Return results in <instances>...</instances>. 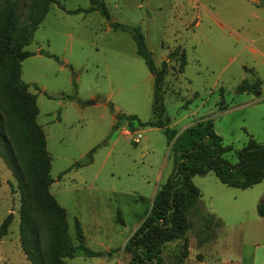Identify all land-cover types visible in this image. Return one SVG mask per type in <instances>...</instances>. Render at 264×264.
<instances>
[{
	"label": "rangeland",
	"instance_id": "rangeland-1",
	"mask_svg": "<svg viewBox=\"0 0 264 264\" xmlns=\"http://www.w3.org/2000/svg\"><path fill=\"white\" fill-rule=\"evenodd\" d=\"M228 1L103 0L106 18L98 10L66 12L88 7L89 0H56L24 47L34 52L21 62V80L36 96V121L51 160L50 192L66 210L73 242L77 221L85 245L101 253L87 257L77 250L66 264H127L129 254L114 249L125 244L156 190L175 172L173 151L161 128L129 130L115 119V113L140 121L153 118V77L131 34L111 23L138 26L155 64L161 67L166 61L162 88L170 128L180 132L210 117L222 143L232 147L222 155L232 164L249 136L264 143V59L249 49L255 43L237 40L228 30L223 34L201 8L205 4L209 13H223L228 20ZM176 48L185 52L182 73L179 52L169 57ZM241 83L249 90L237 92ZM191 181L201 194L197 206L221 226L215 238L198 244L200 219H192L187 257L177 260L182 240H173L162 246L164 263L251 264L253 253L264 247V216L257 213L264 202V178L245 189L223 184L211 170ZM18 209L15 179L0 159V224L13 213L0 240V264H29L19 243Z\"/></svg>",
	"mask_w": 264,
	"mask_h": 264
},
{
	"label": "trees",
	"instance_id": "trees-1",
	"mask_svg": "<svg viewBox=\"0 0 264 264\" xmlns=\"http://www.w3.org/2000/svg\"><path fill=\"white\" fill-rule=\"evenodd\" d=\"M56 0H3L0 5V159L10 170L19 191L18 235L19 243L29 264H66V259L81 250L87 257L101 253L88 248L82 230L75 221V239L68 230L66 210L50 192L53 179L50 175L51 160L46 150L45 135L37 124L36 96L29 85L21 80V62L34 54L25 50L50 5ZM262 3V2H261ZM24 7V8H23ZM98 10L108 18L103 0H89V6L66 10L68 13ZM116 29L129 32L140 56L153 77V118L140 121L135 115L115 113V119L123 121L129 130L135 126L161 128L173 151L175 172L156 190L149 207L140 216L138 227L121 248L129 254L127 264H165L161 256L162 246L173 240H182L178 261L188 255L187 232L193 221L200 219L196 240L202 244L215 238V230L221 226L218 218L202 213L197 202L200 190L191 178L213 171L220 182L230 187L245 189L264 178V143L248 137L245 145L236 151L237 161L230 163L223 154L230 145L222 143V137L214 129L210 117L200 118L178 132L169 127L165 115L164 90L162 88L167 70L166 61L158 67L147 48L145 38L138 26L111 23ZM40 53L51 56L49 53ZM179 48L174 49V58ZM178 71L186 65L184 50L177 58ZM247 84L236 87L237 92L249 90ZM219 109L223 108L221 101ZM91 151L89 152V155ZM13 189V184L10 183ZM139 200H143L140 197ZM257 213L264 216V202L257 205ZM119 216V213L117 212ZM13 220L9 213L0 224V240L8 233Z\"/></svg>",
	"mask_w": 264,
	"mask_h": 264
},
{
	"label": "crops",
	"instance_id": "crops-1",
	"mask_svg": "<svg viewBox=\"0 0 264 264\" xmlns=\"http://www.w3.org/2000/svg\"><path fill=\"white\" fill-rule=\"evenodd\" d=\"M195 1L198 2V0ZM261 2L259 0H229L228 4L229 6L231 4V7H229L228 20L223 19L225 18L223 13L219 12L223 18L219 14L209 13L211 10L205 4L201 3V8L206 17L219 26L223 34L228 30L227 33L235 36L237 40L241 38L243 41L255 43L256 48L249 49L264 59V3ZM198 23L196 21V24ZM251 264H264V247L253 253Z\"/></svg>",
	"mask_w": 264,
	"mask_h": 264
},
{
	"label": "built area",
	"instance_id": "built-area-1",
	"mask_svg": "<svg viewBox=\"0 0 264 264\" xmlns=\"http://www.w3.org/2000/svg\"><path fill=\"white\" fill-rule=\"evenodd\" d=\"M125 134L130 135L129 130H126ZM139 141H140V134H136L135 137H134V142L138 143Z\"/></svg>",
	"mask_w": 264,
	"mask_h": 264
},
{
	"label": "water",
	"instance_id": "water-1",
	"mask_svg": "<svg viewBox=\"0 0 264 264\" xmlns=\"http://www.w3.org/2000/svg\"><path fill=\"white\" fill-rule=\"evenodd\" d=\"M259 1H262L264 3V0H259ZM255 93H256V96L260 95V92H255ZM89 103H92V101H89Z\"/></svg>",
	"mask_w": 264,
	"mask_h": 264
}]
</instances>
